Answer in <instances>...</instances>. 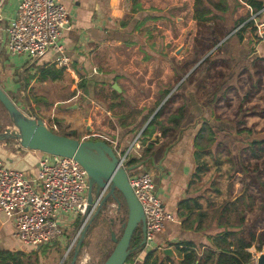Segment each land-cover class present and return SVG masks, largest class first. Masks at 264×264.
<instances>
[{
    "label": "rangeland",
    "instance_id": "374dc122",
    "mask_svg": "<svg viewBox=\"0 0 264 264\" xmlns=\"http://www.w3.org/2000/svg\"><path fill=\"white\" fill-rule=\"evenodd\" d=\"M176 6L179 9L175 10L174 15L184 18L181 27L175 25L173 28L170 27L169 19H166L161 27H158L157 23L150 24L147 28H139L133 30V34H128L133 41L129 39L123 41L122 44L112 47L109 51L115 71L120 72L113 82L119 83L121 88L120 94H116V102H113L116 103L117 108L110 116L125 121L126 119L134 121L140 113H143V116H140L139 125L135 127L134 140H136L137 134L147 124L148 116L151 117L173 97L175 98L173 102L171 101L172 103L164 107L162 119L166 120L180 105H186L187 119L183 131L197 136L202 125L209 123L216 129V139L209 142V134L206 131V137L201 140L206 145L205 149H202L203 152L200 154L195 147L196 137L193 150H195L196 159L200 160L202 156L207 164L204 179L199 182L203 184V187L198 192L207 207V215L203 221L207 231L211 233L210 238L225 232L231 233L229 240L232 242H235L237 235L240 234L249 238L251 231L259 236L264 232V208H262L264 204V153L261 158H255L251 155L250 146L251 140L264 139V63H261L262 83L257 90L253 91L246 103V106L251 107L257 113L245 119L246 126L255 125V129L262 130V132L238 133V125L245 126L241 123V118H235L234 114L251 87L249 72H242V69H251L252 59L264 54V42L262 41L264 39L259 34L255 20L251 19L257 12L252 10L251 13L241 1L232 15L228 13L225 16L229 26L234 24L236 18H244L246 19L245 24L250 23L243 32V39H240L239 33L236 32L244 24L233 31H230L231 28L225 31L221 24L216 26L212 22L200 25L192 19L194 9L188 12V1L181 0ZM260 18H263L262 15ZM203 43L214 44V46L200 56L198 48ZM208 56L221 62L219 66H214L209 72L204 68L200 69L193 75L191 81L188 80L189 75L201 66ZM30 60L32 61L28 63H34L36 59ZM101 63L103 64L104 61L101 60ZM24 73L27 81L26 91H19V86L16 90V82L8 87L3 84L5 89L2 87L24 113L31 115L32 111H38L40 108L50 109L51 106H55L56 98L69 97L71 102L63 106L59 104L56 112L66 109L71 118L83 120L81 116L84 107L83 95L76 96V92L71 94V89L75 87L74 89L77 90L78 84L85 82L84 80L81 82L80 78L72 79L68 74H63L59 81L48 80L42 83L38 80L37 72H30L28 68ZM231 86L233 89L227 91ZM112 87L111 83L96 82L94 102L103 101L109 108L112 105L109 100ZM68 89H70V94H64L63 92ZM78 103L81 110L78 108ZM84 110H86L85 107ZM258 113L263 115L259 116ZM110 116L106 115V118L100 121L93 119L89 125L93 127L106 125L108 129L116 130ZM51 117H43L51 130L60 135L75 138L77 132H72L71 122L65 123L61 117H54L53 121L59 127L55 130L52 127ZM0 118L9 121L8 113L1 103ZM88 134V130L84 129V135ZM99 134V137L91 140H105V138L111 140L112 138L105 133ZM159 138L157 147L160 151H166V148H171L180 142L182 133L179 132L166 145L162 144L165 139L161 136ZM110 144H112L111 141ZM129 156L130 154L126 164ZM148 170L154 179L158 177L153 166H150ZM244 193L255 197L251 208L248 205L250 201L242 199ZM94 194H96L95 189ZM238 197H241L240 202L237 200ZM243 210L245 211L244 216L240 213ZM96 211L88 220V223L92 221L75 264H102L116 245L111 238V233L114 231L118 237H121L124 232L123 225L128 220V209L122 199L116 201L110 198L97 215H95ZM73 223L74 234L68 239L66 247L61 245L63 242L55 241L51 245H44L38 249L26 246L19 240L20 244L24 245L22 250L27 256H24L26 261L29 257H40L38 264H63L64 262L70 264L78 239L82 235L79 234L82 221ZM79 223H81L80 226H78ZM76 236L78 238L75 240ZM70 245L72 248L67 253ZM259 245L262 246L261 251L258 249ZM51 249L53 251H50ZM263 250L264 243L259 244L255 241L250 248L254 254L253 264H256ZM162 252L163 250L157 249V254Z\"/></svg>",
    "mask_w": 264,
    "mask_h": 264
},
{
    "label": "crops",
    "instance_id": "0c3cea01",
    "mask_svg": "<svg viewBox=\"0 0 264 264\" xmlns=\"http://www.w3.org/2000/svg\"><path fill=\"white\" fill-rule=\"evenodd\" d=\"M60 1L68 9L70 24V28L64 32V43L71 57V66L68 69H64L63 74H68L72 79L80 78L81 82L85 81L82 82L85 84V88L81 86L82 83H79L77 90L74 89L75 87L71 89V94L76 92V96L83 95V105L86 109L84 110V107L82 109L81 116L83 120L71 118L66 109H62L58 113L56 112V107L59 104L63 106L69 103L71 99L69 97L56 98L54 100L55 106H51L50 109L44 110L40 108L36 111V114L31 115L25 113L29 117L41 119L55 114V118L59 116L65 123L71 122L70 128L72 132H77L75 138L81 141L99 137V133L108 134L112 138L110 137L111 140L105 138V141H109V144L111 141L112 144L110 145L116 147L119 153L124 154L130 150L129 160L135 155L142 156L147 145L154 143L155 154L147 158L146 161L149 162L145 166L140 167L139 172L148 170L150 166L154 167L158 174V177L153 178L155 192L164 202L166 211L174 214L180 221L167 222L163 232L156 237L155 245L163 247V249L171 248L173 253L172 258L181 260L185 253L180 249L187 242H193L198 246L202 245L198 253L200 256H204V251L209 249L208 245L211 242V233L207 231V227L203 221L205 216L199 217L200 213L207 215V207L198 192L203 187V184H199V182L204 179L205 169L202 165L205 161H203L202 156L200 160L195 157L193 145L196 135L191 134V132L182 131V138L179 143L172 146L168 152L160 151L157 147L158 142H156L157 137L161 135L158 126L152 138L145 144L140 139L136 142L134 140L135 127L139 125L140 116H143V113H140V116L134 121H129V119H126V121L122 119V121L110 116L117 108L116 103L113 102H116V94H120V91L116 90L117 93H114V88L112 87L109 97L112 105L109 108L105 102L98 101L96 103L93 99L96 95L94 93V84L96 82L114 85L113 79L120 74V72L115 71L114 63L111 61V57H109L111 48L122 44L123 41L128 39L133 41L132 37H128V34H133V30L147 28L150 24L154 23H157V26L161 27V24L166 19L170 20V27L173 28V25L181 27L184 18L174 15L175 10L179 9L176 4L181 0ZM185 1H188V12L193 11L195 0ZM243 4L252 13L253 9L248 4ZM19 6L20 0H0V85L4 88L3 84L8 87L11 83L14 84L16 82V90L19 86V91H26L22 89L21 74L23 73L25 77L24 72L28 68L30 72H37L36 75H39L38 80L42 83H46L48 80L53 82L59 81L63 74L57 79L42 78L43 69L51 66L59 69L55 65L56 54L54 52H48L44 57L36 59L34 63H28L32 60L23 55L12 56L7 52V29L10 22L16 18ZM194 11L193 20H195ZM165 12H168V14ZM261 15L262 19L260 18ZM261 15L258 19L264 21V11H262ZM262 41L264 42V40ZM258 56L264 58V54ZM101 60L104 61L103 64ZM6 79L7 81L5 82ZM69 92L70 89L65 90L63 93L70 94ZM78 108L81 110L79 103ZM140 110H143V108H140ZM106 115H109L110 119L113 120L116 130L108 129L106 125L95 127L89 125L93 119L100 121L102 118H106ZM148 118L150 119V116ZM85 120L88 122H85ZM95 128L98 131L94 130ZM84 129L88 130V135H84ZM42 154L43 152L41 151L23 148L16 140L0 141V158L4 165L8 168L17 169L30 178L36 176L38 162ZM200 167L202 168V172L198 173ZM185 201H189V203L187 205L183 204L182 207V203ZM195 202L201 204V208L195 207ZM74 230V223L69 228L65 227V241L61 245L66 247L68 239L74 234ZM22 246L24 245L20 244L19 239L15 236V225L13 222L5 218L0 219V262L2 263L3 261V255L10 252L16 253L23 260H26L24 257L26 254L23 252ZM41 247H38V249H41ZM50 251H53V249ZM55 254L58 253L55 252ZM145 255L144 251L139 252L133 258L134 260L127 264H142ZM31 258L37 259L35 261L36 264L39 263L40 257Z\"/></svg>",
    "mask_w": 264,
    "mask_h": 264
},
{
    "label": "built area",
    "instance_id": "2783aa9c",
    "mask_svg": "<svg viewBox=\"0 0 264 264\" xmlns=\"http://www.w3.org/2000/svg\"><path fill=\"white\" fill-rule=\"evenodd\" d=\"M262 11L251 19L255 20L264 39V21L258 19ZM69 25L68 9L60 0H20L17 16L7 29V52L29 59H39L54 52L55 65L68 69L71 57L64 43V32ZM54 117L52 114V127L58 130ZM138 139L137 136L135 142ZM129 153L130 150L119 153L121 166L127 165ZM129 182L146 216L145 251L162 250L163 247L155 245L156 237L163 232L167 222L180 221L166 211L148 170L130 173ZM88 190L89 175L75 158L43 152L33 178L6 167L0 158V219L13 222L15 236L26 246L38 248L55 241L64 242L65 227L69 228L75 221L81 220L83 228L109 190V183L100 195L93 196L92 204Z\"/></svg>",
    "mask_w": 264,
    "mask_h": 264
},
{
    "label": "trees",
    "instance_id": "16d2710c",
    "mask_svg": "<svg viewBox=\"0 0 264 264\" xmlns=\"http://www.w3.org/2000/svg\"><path fill=\"white\" fill-rule=\"evenodd\" d=\"M243 1V3L248 4L255 12H260L264 9V0H195L194 4V19L198 22L200 25H206L210 22H212L214 25L221 26L225 31L226 29L231 28L230 31L235 30L240 25L244 24L236 33H239V38L243 39L244 37V31L245 28L250 25V23H246V19H235L234 24L232 26L227 25V20L225 16L230 13H234L237 10V7L239 6L240 2ZM262 13V12H261ZM259 13L258 16L261 15ZM256 30V29H254ZM229 31V32H230ZM214 44H208L203 43L198 48V54L200 56H203L210 48H212ZM252 66L251 69L249 68H243L242 72H249L250 77V84L251 87H249L250 90H248V93L244 96L242 102L240 103L238 109L234 111L235 118H241V123L244 124L245 127H240L238 125V133H261L262 130L255 129V125L252 126H246L245 125V119L247 116L257 113L256 111H253L251 107L246 106V103L249 101V97H251V94L254 90H257L262 83V70H261V63H264V59L262 57H257L255 59H252ZM219 61L211 59V57L208 56L204 60L201 66H199L189 77L188 80L191 81L193 78V75H195L200 69H205L207 72L211 71V69L214 66H219ZM204 66V67H203ZM253 71V72H252ZM64 69L59 68L57 69L55 66L48 67L46 69L42 70V78H52L57 79L60 78V76L63 74ZM44 80V79H43ZM21 81H22V89L25 90L27 86V81L25 77L23 76V73L21 74ZM82 87L85 88V84H81ZM233 89V86L229 87L227 91ZM114 93H117L116 90H113ZM175 98L171 97L163 106L159 108V110L156 112L152 120L148 123V125L143 130L142 134L140 135V141H142L144 144L152 138L156 127L158 126V129L160 131V136L162 139L164 138L165 141L162 143L163 145H166L179 132H182L184 130L185 121L187 119V111H186V105H180L177 107L176 111L171 113L166 120L162 119V116L164 114V107L170 103H172ZM172 101V102H171ZM33 114H36V111H32ZM259 116L263 115L258 113ZM239 124V123H238ZM206 131H208V141L212 142L216 139L215 132L216 129L213 128L209 123H204L198 132L196 136V142L195 147L198 150V152L201 154L203 151L202 149H205V144L201 141L206 137ZM99 140V139H96ZM160 138L157 137V141L159 142ZM251 155L255 158H261L264 153V139H253L251 140V146H250ZM162 148V147H161ZM156 152L154 143H150L147 145L146 150L144 151V154L142 156H133L128 162L127 165L133 166L136 164L143 163L142 166H145L147 164L146 161L149 156L154 155ZM202 167L206 169L207 164L203 163ZM138 170L133 171L131 174L136 173ZM202 172V168L200 167L198 169V173ZM117 195L119 197V200L122 199L126 205V201L123 197V195L116 191ZM242 199H247L250 201L248 204L250 208L254 205L255 197L253 195H248L247 193L243 194ZM238 202L241 201V197H238ZM189 201H185L182 203L187 205ZM194 206L197 208H201V204L198 202L194 203ZM264 208V204L262 206ZM240 213H243V216L245 214V211H240ZM184 215V214H182ZM206 216L205 213H200V216ZM81 223L78 224L80 226ZM77 226V227H78ZM231 236L230 232H225L222 234L217 235L216 237H211V242L208 245L209 249L204 251V256H200L198 253L199 248H202V245H196L193 242H187L186 245L180 249L185 253L183 259L181 260H175L169 255L165 253L157 254V249H153L151 251H145V245H141L142 241V230L139 227L131 241V249L132 253L129 255L127 262L132 261L133 258L137 255L139 252L145 251L146 255L142 262V264H253L254 260V254L250 251V248L253 246V244L258 242L259 244L264 243V232H262L259 236L256 235L255 232L251 231L249 232V238L247 236H244L243 234L237 235L235 242H232L229 240ZM262 246L259 245L258 249L259 251L262 250ZM3 261L0 264H36L35 261L37 259H32L29 257V259L23 260L18 254L16 253H7L4 254L2 257ZM108 258V257H107ZM104 263V262H103ZM102 263V264H103ZM67 264V263H63Z\"/></svg>",
    "mask_w": 264,
    "mask_h": 264
},
{
    "label": "water",
    "instance_id": "95a60500",
    "mask_svg": "<svg viewBox=\"0 0 264 264\" xmlns=\"http://www.w3.org/2000/svg\"><path fill=\"white\" fill-rule=\"evenodd\" d=\"M113 87L117 91L121 90L117 83ZM0 103L9 116V121L0 118V141L12 139L28 150L75 158L89 175L88 199L90 204L94 201L93 196L100 195L109 183V191L102 197L95 215L100 212L108 199L113 198L119 201L116 191L123 195L128 209V220L123 225L124 232L121 237H118L114 231L111 233V238L116 245L103 264H126L133 250L131 249L132 238L139 227L142 230L141 245L146 243V216L129 182V174L140 169L143 163L133 166H121L122 159L119 152L107 141L101 139L81 141L55 133L46 125L43 119L26 115L1 85ZM157 111L153 113L145 127ZM145 127L139 132L138 137H140ZM169 148H166V152ZM94 189L96 194H94ZM91 221L80 230L82 235L78 239L70 264H75L78 259L79 250ZM71 248L72 245L67 253L70 252ZM163 253L170 257L173 255L171 248L163 249ZM256 264H264V250L259 254Z\"/></svg>",
    "mask_w": 264,
    "mask_h": 264
}]
</instances>
